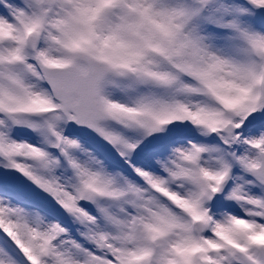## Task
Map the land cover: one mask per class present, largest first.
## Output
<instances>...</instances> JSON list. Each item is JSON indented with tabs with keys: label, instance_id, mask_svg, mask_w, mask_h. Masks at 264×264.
I'll return each mask as SVG.
<instances>
[{
	"label": "snow or ice",
	"instance_id": "obj_1",
	"mask_svg": "<svg viewBox=\"0 0 264 264\" xmlns=\"http://www.w3.org/2000/svg\"><path fill=\"white\" fill-rule=\"evenodd\" d=\"M0 264H264V0H0Z\"/></svg>",
	"mask_w": 264,
	"mask_h": 264
}]
</instances>
